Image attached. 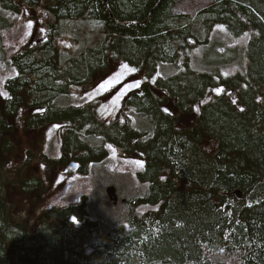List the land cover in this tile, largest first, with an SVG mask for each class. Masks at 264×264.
<instances>
[{"label":"trees","instance_id":"16d2710c","mask_svg":"<svg viewBox=\"0 0 264 264\" xmlns=\"http://www.w3.org/2000/svg\"><path fill=\"white\" fill-rule=\"evenodd\" d=\"M18 1L30 8L41 2ZM181 1L51 0L46 9L55 23L46 37L12 56L16 75L0 100V137L12 131L8 119L19 109L42 110L27 117L26 129L67 124L61 161L82 171L102 163L106 143L139 153L138 178L149 184L144 201L159 208L118 222L91 213L83 201L44 211L33 229L10 214L0 165V264H264V0H213L194 15L174 12ZM0 8L19 12L15 0H0ZM66 24L74 42L83 43L85 26L103 36L64 57L56 41ZM249 31L245 48L219 49ZM110 60L148 78L124 101L125 114L148 123L140 132L98 120L90 106L57 104L72 87L107 71ZM161 66L173 69L151 80ZM214 89L221 94L191 128L178 129L176 117L163 110L174 100L188 113ZM205 138L217 141L213 154L203 149ZM0 149L14 151L6 138ZM19 186L45 188L38 178Z\"/></svg>","mask_w":264,"mask_h":264},{"label":"rangeland","instance_id":"374dc122","mask_svg":"<svg viewBox=\"0 0 264 264\" xmlns=\"http://www.w3.org/2000/svg\"><path fill=\"white\" fill-rule=\"evenodd\" d=\"M212 1L182 0L177 4L174 12L194 15ZM15 3L19 8L18 13H10L0 8V100L2 103L7 97L5 84L16 75V70L10 64L12 56L27 45L41 42L46 37L49 26L55 23L46 9L51 6V0H41L36 8L27 7L18 0H15ZM72 26H76V23ZM69 29V24H66L62 29V35L56 41L64 57L74 50L89 46L90 37L92 43L103 36L98 27L85 26L79 31V38L83 43L74 42L72 31ZM252 34L253 31H249L241 38L234 37L238 39L220 44L222 47L219 49L223 51L229 46L231 52L235 54L247 46L246 42ZM122 65L127 64L119 60H110L107 71L96 74L87 85L72 87L67 98L60 99L57 104L60 108L90 106L96 118L106 124L125 123L139 132L146 129L148 123L124 112L125 99L137 88L129 90L119 102L114 101V97L127 84H132L137 79L142 84L148 79L141 71L122 70ZM127 67L131 68L128 65ZM172 69L171 66L159 67L151 80L169 75ZM105 82H108L105 84L107 91H97L99 84ZM220 94L221 91L217 92V89L211 90L192 106L188 113H180L174 100H169L163 110L166 114L176 117L178 129L191 128L203 107ZM226 94L234 103L235 92L229 91ZM43 112L19 109L18 113L8 119L12 131L0 137V146L2 139L6 138L14 147V151L9 153L0 149V165L6 177L4 197L14 219H24L36 229L41 223L44 211L66 208L83 201L91 209V213L98 212L118 222H123L129 215L141 216L148 211L158 210L159 205H151L144 201L149 184L138 178V173L144 167V158L141 154H125L120 148L106 143L104 148L107 156L102 163H88L85 171H82L76 163L61 161L67 124H51L32 130L26 129L27 117L30 114L42 115ZM202 147L209 154H213L217 149V141L205 138ZM33 178H38L44 184V190L26 191L19 186L20 182H27ZM161 179H164V176ZM109 187L115 189L116 204L108 199L106 189Z\"/></svg>","mask_w":264,"mask_h":264},{"label":"snow or ice","instance_id":"6c2138e0","mask_svg":"<svg viewBox=\"0 0 264 264\" xmlns=\"http://www.w3.org/2000/svg\"><path fill=\"white\" fill-rule=\"evenodd\" d=\"M29 27H31V24H29ZM122 70H126L128 72H135L136 70L134 68H128L127 65H122L121 66ZM119 75V74H118ZM108 83V82H105V83H101L99 84V88L97 89V91H107L106 87H105V84ZM137 88L139 89L141 87V84H140V81L137 79L134 81V83L132 84H127L123 90H121L115 97H114V101L115 102H119V100H121L129 90H131L132 88ZM221 91L220 89H217V92ZM243 110V109H241ZM167 111V110H165ZM77 221L76 219L74 218L73 219V223L75 224Z\"/></svg>","mask_w":264,"mask_h":264},{"label":"water","instance_id":"95a60500","mask_svg":"<svg viewBox=\"0 0 264 264\" xmlns=\"http://www.w3.org/2000/svg\"><path fill=\"white\" fill-rule=\"evenodd\" d=\"M106 194L108 196V199L113 202L114 204L117 203V197L115 194V189L113 187H109L106 189Z\"/></svg>","mask_w":264,"mask_h":264}]
</instances>
